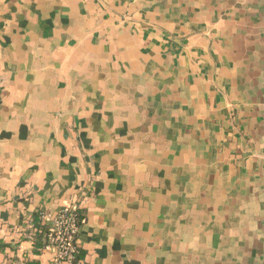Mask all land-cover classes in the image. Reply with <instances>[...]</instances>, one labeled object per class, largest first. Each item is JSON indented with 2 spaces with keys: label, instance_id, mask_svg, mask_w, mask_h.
<instances>
[{
  "label": "crops",
  "instance_id": "1",
  "mask_svg": "<svg viewBox=\"0 0 264 264\" xmlns=\"http://www.w3.org/2000/svg\"><path fill=\"white\" fill-rule=\"evenodd\" d=\"M80 199L76 264H264V0H0V264Z\"/></svg>",
  "mask_w": 264,
  "mask_h": 264
},
{
  "label": "built area",
  "instance_id": "2",
  "mask_svg": "<svg viewBox=\"0 0 264 264\" xmlns=\"http://www.w3.org/2000/svg\"><path fill=\"white\" fill-rule=\"evenodd\" d=\"M37 218L45 226L44 250L53 254L52 264H76L79 257L78 236L83 221L81 199L56 214L41 211ZM30 228L33 230V225Z\"/></svg>",
  "mask_w": 264,
  "mask_h": 264
},
{
  "label": "trees",
  "instance_id": "3",
  "mask_svg": "<svg viewBox=\"0 0 264 264\" xmlns=\"http://www.w3.org/2000/svg\"><path fill=\"white\" fill-rule=\"evenodd\" d=\"M45 226L38 220L34 221L32 239L36 253H40L45 247Z\"/></svg>",
  "mask_w": 264,
  "mask_h": 264
}]
</instances>
